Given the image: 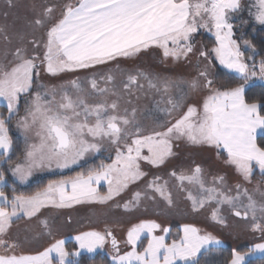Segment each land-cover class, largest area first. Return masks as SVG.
I'll list each match as a JSON object with an SVG mask.
<instances>
[{"label": "snow or ice", "instance_id": "obj_1", "mask_svg": "<svg viewBox=\"0 0 264 264\" xmlns=\"http://www.w3.org/2000/svg\"><path fill=\"white\" fill-rule=\"evenodd\" d=\"M5 3L15 7L14 0ZM30 7V39L17 32L18 43L9 49L12 40L0 26V108L6 109L0 111V165H6L0 166V264H80L82 253L108 244L109 264H201V257L215 264L209 255L223 241L193 223L173 233L155 219H141L123 240L109 227L80 231L71 252L65 239L54 238L51 210L111 202L132 211L157 197L178 210L173 187L185 194L191 213L210 208L208 218L220 228L236 218L260 234V242L246 252L233 248L223 264H250L256 253L264 259V56L256 58L264 51V32L257 36V25L264 29V0H33ZM203 32L214 38L210 46L196 39ZM148 53L158 54L162 71L121 67ZM169 61L195 74L169 75ZM135 93L159 97L147 115L138 116L131 99L122 107ZM181 143L212 150L236 181L196 161L168 172L175 185L159 175L148 179L143 165H168ZM105 150L115 153L110 163L27 194L17 191V183H30L36 172L71 171ZM257 169L260 179L249 188ZM21 218L28 226L35 221L37 238H52L47 247L24 249L13 235Z\"/></svg>", "mask_w": 264, "mask_h": 264}, {"label": "rangeland", "instance_id": "obj_2", "mask_svg": "<svg viewBox=\"0 0 264 264\" xmlns=\"http://www.w3.org/2000/svg\"><path fill=\"white\" fill-rule=\"evenodd\" d=\"M33 0H14L15 7L8 8L5 0H0V26H6L7 31L12 40V44L7 45L9 49H12L13 45L18 43L15 33L24 32L28 33V38L31 36V29L27 25V21L32 18L33 13L31 10V4ZM7 11V18L4 17L3 13ZM246 15V14H245ZM259 25H257L258 27ZM38 35V34H37ZM198 41H204L205 43H209L214 38L207 32H203L202 35H198L196 37ZM5 47V42L0 39V54H2L3 49ZM10 58V57H9ZM109 67H113L110 65ZM121 67L134 71L136 67H139L144 70H153V71H162L164 69V65L160 64L159 56L153 55L152 53H148L139 57L136 60L130 61H122ZM191 73L195 74L194 69L186 66L185 63H180L177 65H173L170 61L168 63V72L169 75H188ZM83 74V73H81ZM66 78V77H65ZM45 82H53L58 83L59 81L53 80L49 81L45 78ZM139 97V98H137ZM132 100V105L138 109V116L141 114L147 115V113L154 108L155 99H159L158 96L153 97V95H144L141 93H135L132 96H125L124 100L121 102L122 107L126 106L127 100ZM191 102V101H190ZM129 106V107H131ZM145 111V113H142ZM6 113V110H5ZM145 123H148L146 120ZM15 130V128H14ZM15 132L19 133L15 130ZM178 155L173 158L168 165L162 166L159 169L153 168L150 165H143V170L149 173L148 179H151L153 175H159L163 177V179H170L168 176V172L172 170L173 167L179 171L181 168H189L192 165V161L200 162L204 165L205 169L210 174L216 173H225L228 177V182L230 184L234 183L237 179L235 173L232 169L226 167L222 161H218L215 159V154L212 150L207 148H197L192 146H187L183 143L180 144L178 148L174 149ZM114 152H109L108 150L103 151L102 153L96 154L93 158L89 159L87 164H83L80 168H75L74 170H59L54 169L51 171H41L36 172L30 180V183H34L40 178L50 177L57 174H65L70 172V175H75V171H81L87 169L89 166L97 165L101 161L105 163H110L109 157H114ZM81 169V170H79ZM77 171V172H78ZM9 176L11 174L9 173ZM210 179V176H209ZM260 179L259 170L257 169L255 175L253 177L252 184L246 185L249 188L255 186L256 182ZM11 180V179H10ZM58 180V179H57ZM12 180L10 181V185ZM146 181L138 182L136 185L131 186L130 189L123 194L122 199H120V203L123 204L124 200H127L131 197L132 192L136 191L138 188H142ZM176 181L170 179V186L175 185ZM26 184V185H28ZM19 185V184H17ZM25 186V185H21ZM264 190V188H262ZM101 192L106 191V186L100 189ZM184 193H179L173 187V196L177 202L178 210H168L163 201L159 200L157 197L156 201H144L138 208L132 211H124L123 208H115L113 203L108 204H99V203H90V204H81L76 205L72 209H67V214H64L63 217L71 216V222L67 224V226H63L58 228L60 224H57L56 230L57 232H64L69 234L65 240H71L74 243L73 251L76 247L74 237L80 231H89V230H98L102 231L105 227H109L114 231V234L118 239L123 240L124 235L127 231V228L130 227L134 223H139L141 219H155L162 226L171 227L173 233L178 230V227L182 223H193L197 227L205 229L206 231L213 232V234L218 235L223 241L222 245H228L231 248L238 247L240 251H247L248 246L251 243L260 242L259 241V233L253 234L248 228V224L244 221H239L236 218L230 219V227L227 229H222L218 225H215L208 217L211 211L210 208L205 209L199 214H193L190 211V204L188 201L184 199ZM257 199L259 196L257 195ZM58 212V210H57ZM49 214V213H48ZM30 226H26L30 228L31 231L35 232V228ZM34 226V225H33ZM30 230H26L24 228V232L26 235L25 240L28 242L36 241L37 238L33 234H30ZM159 234V233H157ZM45 238L41 239V243ZM171 240V237H169ZM144 243H147L146 239ZM221 245V246H222ZM110 244L106 245L103 249H98L99 251L104 252L108 255L110 250ZM242 248V249H240ZM123 250V245H122ZM82 254H90L84 252ZM260 255L259 253L254 254ZM109 257V256H108ZM110 260V257H109Z\"/></svg>", "mask_w": 264, "mask_h": 264}, {"label": "trees", "instance_id": "obj_3", "mask_svg": "<svg viewBox=\"0 0 264 264\" xmlns=\"http://www.w3.org/2000/svg\"><path fill=\"white\" fill-rule=\"evenodd\" d=\"M246 31L251 32L252 29L247 28ZM262 32H264V29H261L260 26H258L257 27V36L259 37V35ZM261 56H264V51H261L260 54L256 57L257 60H259L261 58ZM219 71L221 73H223L225 70L221 68V69H219ZM221 78H224V77L222 76ZM5 110L6 109H4V108H0V111L5 112ZM142 113H145V111H143ZM11 135L13 136L14 140H16L18 138V134L15 132L14 128L12 129ZM13 158H15V157H13ZM0 166L6 167V165H0ZM79 170H81V169H79ZM77 171H75V172H77ZM8 175H9V173H8ZM68 175H70V172L65 173V174H57V175L50 176V177L40 178L37 181H35L34 183H31V184H28L25 186L16 185L17 191L18 192H24L27 194V193L34 191L37 187H42L49 180L61 179L62 177H66ZM10 181L11 180H9V186L4 189L9 194L11 193V186H12V184L10 185ZM65 247L67 248L68 251H70L71 249H73L74 243L71 240H68V241L66 240ZM232 249L233 248H231L228 245H222L218 248H215L213 250L214 254H210L209 258L211 260H213L215 262V264H223V262L226 259L230 258V254H231ZM240 249H242V248H240ZM204 259H205V257H201V264H204ZM248 259L250 261V264H264V259H261L260 255L251 256ZM79 260H80V264H109V262H110L108 255L102 251H97V252L93 253L92 255L82 254L79 257Z\"/></svg>", "mask_w": 264, "mask_h": 264}, {"label": "crops", "instance_id": "obj_4", "mask_svg": "<svg viewBox=\"0 0 264 264\" xmlns=\"http://www.w3.org/2000/svg\"><path fill=\"white\" fill-rule=\"evenodd\" d=\"M64 214H67V209H59L58 212H57V210H51V212H50V219L55 225V229H54V232H55L54 238L55 239H65L68 236H70L67 233L57 232V230H56V227H57L58 223L60 224V226L58 228H61L62 225L64 227L67 226L68 217L64 218L63 217ZM46 215H49V214L46 213ZM31 225H32L31 227L35 228V221H33L31 223ZM26 226H28V224H27V221H26L25 218H21L20 220L14 221V223H13V235H18L19 239L24 242L23 243V247H24L25 250H43V248L47 247L48 243H50L52 241V238H45L42 241V243H41V239L42 238H36L35 239L36 241H33V242L26 241L25 240V238H26L25 233L26 232H24V228H26ZM34 231L35 232L30 230L29 233L33 234L34 236H36V232H38L39 229L36 227ZM97 251H99V250L97 249Z\"/></svg>", "mask_w": 264, "mask_h": 264}]
</instances>
